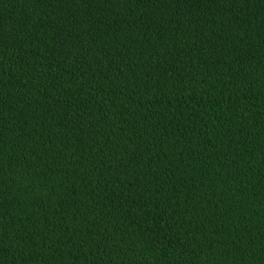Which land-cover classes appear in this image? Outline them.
I'll return each instance as SVG.
<instances>
[{
	"label": "trees",
	"instance_id": "trees-1",
	"mask_svg": "<svg viewBox=\"0 0 264 264\" xmlns=\"http://www.w3.org/2000/svg\"><path fill=\"white\" fill-rule=\"evenodd\" d=\"M0 264H264V0H0Z\"/></svg>",
	"mask_w": 264,
	"mask_h": 264
},
{
	"label": "bare ground",
	"instance_id": "bare-ground-1",
	"mask_svg": "<svg viewBox=\"0 0 264 264\" xmlns=\"http://www.w3.org/2000/svg\"><path fill=\"white\" fill-rule=\"evenodd\" d=\"M11 11H13V10H11ZM27 14H30V13H27ZM31 16H32V14H31ZM28 18H30V15H29ZM28 18H27V19H28ZM30 19H32V17H31ZM29 21H31V20H29ZM114 31H115V30H114ZM111 33H112V32H111ZM110 35H111V34H110ZM113 35H114V34H113ZM115 35H116V34H115ZM111 38H112V37H111ZM116 38H117V37H116ZM116 38H112V39H116ZM108 40H109V39H108ZM117 40H118V39H117ZM118 41H120V40H118ZM113 42H114V41H113ZM107 43H108V42H107ZM115 43H116V42H115ZM110 45H111V44H110ZM110 45H109V46H110ZM115 45H116V44H115ZM113 46H114V45H113ZM120 46H121V45H120ZM111 48H112V46H111ZM115 49H116V48H115ZM115 49H114V50H115ZM120 49H121V48H120ZM128 49H129V48H128ZM137 49H138V48H137ZM112 50H113V48H112ZM109 53H110V52H109ZM117 53H118V52L116 51V54H117ZM112 54H114V53H112ZM122 54H123V53H122ZM117 56H118V55H117ZM121 57H122V56H121ZM134 57H135V56H134ZM119 59H120V58H119ZM121 59H122V58H121ZM34 98H35V97H33V99H34ZM43 98H44V97H43ZM45 98H46V97H45ZM47 98H48V97H47ZM51 98H53V97H51ZM54 98H55V97H54ZM40 99H42V97H41ZM37 100H38V99H37ZM51 100H52V99H51ZM32 101H33V100H32ZM39 101H40V100H39ZM56 101H57V100H56ZM34 102H36V99L34 100ZM34 102H33V105H34ZM54 102H55V101H54ZM54 102H53V104H56V102H55V103H54ZM29 103H31V102H29ZM59 104H61V103H59ZM62 104H63V103H62ZM33 105H31V106H33ZM51 105H52V104H51ZM49 106H50V104H49ZM49 106H48V107H49ZM51 107H52V106H51ZM51 107H50V108H51ZM57 107H60V106H57ZM62 107H64V106H62ZM66 107H67V106H66ZM42 108H43V107H42ZM42 108H40V110H41ZM46 108H47V107H46ZM60 108H61V107H60ZM60 108H59V109H60ZM67 108H68V107H67ZM64 109H65V107H64ZM43 110H44V109H43ZM52 110H53V109H52ZM52 110H50V111H52ZM56 110H58V109L56 108ZM56 110H55V111H56ZM68 110H69V108H68ZM48 111H49V110H48ZM50 111H49V112H50ZM63 111H64V110H63ZM38 113H42V110H41V112H38ZM50 113H51V112H50ZM43 115H45V113H44ZM47 115H48V114H46V116H47ZM44 117H45V116H44ZM41 120H42V118H41ZM40 126H41V125H40ZM42 126H43V125H42ZM42 128H43V127H42ZM41 130H42V129H41ZM37 131H38V130H37ZM35 132H36V131H35ZM36 133H37V132H36ZM36 133H34V134H36Z\"/></svg>",
	"mask_w": 264,
	"mask_h": 264
}]
</instances>
